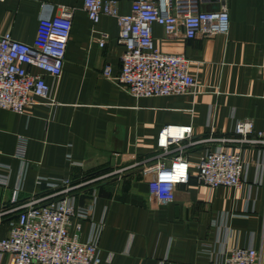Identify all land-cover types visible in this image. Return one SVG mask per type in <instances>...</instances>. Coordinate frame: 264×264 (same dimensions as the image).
<instances>
[{"label":"crops","instance_id":"1","mask_svg":"<svg viewBox=\"0 0 264 264\" xmlns=\"http://www.w3.org/2000/svg\"><path fill=\"white\" fill-rule=\"evenodd\" d=\"M117 1L120 14L130 11L133 0ZM225 3V34L189 39L180 31L168 37L160 25H151L159 51L191 60L196 93L136 98L103 75L105 66L111 77L121 69L125 48L118 41L115 17L102 15L92 22L83 0L0 2V34L25 43L33 41L39 16L47 15L44 5L53 7V15L61 14L62 7L72 10L62 73L57 81L44 75L58 105L52 109L39 103L23 113L0 109V165L9 167L8 184L0 185V206L9 201L19 175L25 199L50 192L37 183L39 177L74 183L110 169L114 155L146 159L167 124L191 125L194 138L211 128L230 133L238 120H250L254 131L264 130V0ZM219 6L217 0H201L199 8L212 11ZM20 139L24 168L16 156ZM201 148L189 149L190 179L178 186L171 202H158L138 169L98 181L95 197L90 186L77 195L81 205L94 200V221L103 217L99 264H208L225 249L247 246L264 253V149L243 148L246 178L239 187L211 188L195 178ZM6 220L0 236L7 234ZM89 229L90 222L82 221V240Z\"/></svg>","mask_w":264,"mask_h":264},{"label":"built area","instance_id":"2","mask_svg":"<svg viewBox=\"0 0 264 264\" xmlns=\"http://www.w3.org/2000/svg\"><path fill=\"white\" fill-rule=\"evenodd\" d=\"M217 1V10L205 11L199 8L201 0H133L130 11L120 14L117 0H83L92 22L102 15L117 19L118 41L125 48L119 75L111 77L108 66L103 68V75L136 98L196 93L198 84L189 71L191 60L184 54L159 51L154 46L151 25H160L168 37L180 31L189 39L225 34L228 9L225 0ZM44 9L47 15L39 16L31 43L14 40L9 33L0 34V109L23 113L39 103L52 109L58 105L44 75L57 81L62 73L72 10L62 7L61 14L53 15L52 6L44 5ZM104 43L105 35L98 39L100 47ZM196 145L203 146L194 164L197 182L211 188H237L246 178L242 150L245 146L264 149V130L254 131L250 120H238L230 133L211 128L205 136L194 138L191 125L167 124L159 130L150 157L128 161L119 155L120 162L109 170L74 183L69 178L39 177L37 183L50 192L34 193L25 199H21L19 175L9 201L0 206V228L7 218V234L0 236V264H99L103 217L94 221V200L81 205L76 202L77 195L90 186V195L95 197L98 181L118 179L127 170L138 169L148 192L160 203L171 202L178 186L190 179L189 149ZM23 151L24 141L20 139L16 156L21 168L27 165ZM8 171V166L0 165V185L8 184ZM85 220L90 222V229L82 240L81 223ZM263 262V251L247 246L225 249L208 264Z\"/></svg>","mask_w":264,"mask_h":264},{"label":"trees","instance_id":"3","mask_svg":"<svg viewBox=\"0 0 264 264\" xmlns=\"http://www.w3.org/2000/svg\"><path fill=\"white\" fill-rule=\"evenodd\" d=\"M109 170V169H108ZM103 173L105 172L104 170H99V171H95V172H91V173H88L86 176H84L83 178L84 179H89V178H92V177H95L97 175H99L100 173Z\"/></svg>","mask_w":264,"mask_h":264},{"label":"water","instance_id":"4","mask_svg":"<svg viewBox=\"0 0 264 264\" xmlns=\"http://www.w3.org/2000/svg\"><path fill=\"white\" fill-rule=\"evenodd\" d=\"M121 160V157L118 155L116 157H113V160H112V165H114L115 163H119Z\"/></svg>","mask_w":264,"mask_h":264}]
</instances>
